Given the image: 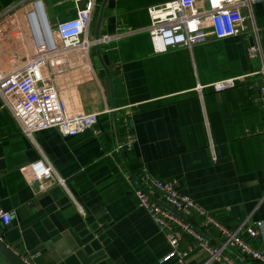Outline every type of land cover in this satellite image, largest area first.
I'll return each mask as SVG.
<instances>
[{"label":"crops","instance_id":"obj_1","mask_svg":"<svg viewBox=\"0 0 264 264\" xmlns=\"http://www.w3.org/2000/svg\"><path fill=\"white\" fill-rule=\"evenodd\" d=\"M168 1L94 0L86 38H120L53 66L66 116L96 114L90 130L63 137L47 129L28 140L0 102V209L10 214L0 240L15 254H37L34 264H159L164 237L132 197L145 173L173 181L229 229L246 221L257 236L241 237L264 256L261 80L244 78L223 93L204 88L256 71L258 61L246 53L252 39L248 32L207 37L155 54L146 10ZM252 12L264 63V0ZM73 16L71 0H0V71L24 63L48 28ZM39 158L62 186L52 177L27 185L22 170ZM200 232L213 244L212 231ZM179 247L189 249L183 264L204 262L187 235Z\"/></svg>","mask_w":264,"mask_h":264},{"label":"built area","instance_id":"obj_2","mask_svg":"<svg viewBox=\"0 0 264 264\" xmlns=\"http://www.w3.org/2000/svg\"><path fill=\"white\" fill-rule=\"evenodd\" d=\"M261 1L170 0L147 8L148 25L144 31L155 54L180 47L189 49L207 37L220 40L248 32L252 42L246 53L250 60L258 61L256 71L242 77L224 78L204 88L223 93L236 87L244 78L253 76L260 78V93L264 96L262 48L252 12L253 6ZM71 3L74 9L71 19L56 23L52 32L48 28L45 38L24 63L6 72L0 71V102L28 140L35 133L47 129H55L63 137L75 136L90 130L97 121L96 114L66 116L64 103L54 86L53 66L56 65L57 69L69 54H85L89 47L117 41L120 35L87 39L94 0H71ZM202 88L197 86L194 90L200 94ZM22 175L27 185L40 183L49 177L55 179L56 184L63 185L43 158L26 166ZM132 197L164 237L168 250L159 259V264H169L170 261L183 264L189 254V249L179 247L183 235L190 237L205 255L202 264H234L228 253L264 263L261 252L241 237V233L252 239L257 236L246 221L239 222L235 228L225 227L214 215L178 193L173 181L158 180L143 173L140 186L132 190ZM189 219L196 221L198 228L189 224ZM9 222L10 214L0 209V225L6 226ZM201 229L212 231L213 244L200 232ZM15 255L22 264H34L37 256L30 253Z\"/></svg>","mask_w":264,"mask_h":264},{"label":"water","instance_id":"obj_3","mask_svg":"<svg viewBox=\"0 0 264 264\" xmlns=\"http://www.w3.org/2000/svg\"><path fill=\"white\" fill-rule=\"evenodd\" d=\"M0 259L5 264H22L18 257L14 254V251L7 247L4 243L0 240Z\"/></svg>","mask_w":264,"mask_h":264}]
</instances>
